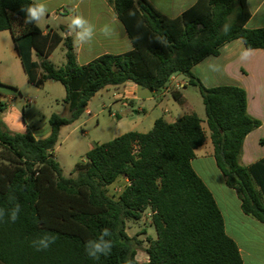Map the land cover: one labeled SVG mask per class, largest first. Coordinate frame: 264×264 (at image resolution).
<instances>
[{
	"label": "trees",
	"instance_id": "trees-1",
	"mask_svg": "<svg viewBox=\"0 0 264 264\" xmlns=\"http://www.w3.org/2000/svg\"><path fill=\"white\" fill-rule=\"evenodd\" d=\"M106 1L132 49L79 65L71 38L43 35L35 23H24L20 9L33 1L0 0V31L10 32L27 82L37 88L48 80L60 83L68 110L50 115L44 139H35L29 129L15 133L0 124V209L6 213L0 220V264H135L136 248L124 221H138L146 211L156 237L149 240L148 260L142 264H242L211 192L190 165L205 140L195 114L172 123L157 119L146 133L130 131L94 145L85 161L74 166L75 178L63 175L53 149L59 128L76 121L105 87L132 82L156 92L173 74H183L200 94L213 158L225 185L236 192L245 215L264 223V160L247 168L239 164L244 137L259 126L246 113L245 92L235 86L205 88L191 71L237 38L245 48L264 50V28L245 27L246 0H197L176 18L160 14L146 0ZM60 43L65 60L55 66L48 57ZM4 106L0 101V114ZM121 176L129 184L116 199L109 197L106 188ZM17 203L18 219L11 222L8 214ZM104 228L112 233L104 238L112 241L111 254L92 259L85 245ZM45 235L55 236V243L37 251L32 241Z\"/></svg>",
	"mask_w": 264,
	"mask_h": 264
},
{
	"label": "crops",
	"instance_id": "crops-1",
	"mask_svg": "<svg viewBox=\"0 0 264 264\" xmlns=\"http://www.w3.org/2000/svg\"><path fill=\"white\" fill-rule=\"evenodd\" d=\"M31 1L43 3L48 8V13L40 22L42 26L35 25L43 35L57 33L63 38H71L76 61L79 65L87 64L101 55L123 54L132 49V44L123 25L106 0ZM146 1L160 14L169 18H176L191 8L197 0ZM246 7L249 12V18L245 27L247 29L264 28V0H246ZM75 15L83 16L95 26L96 33L91 42L80 45L75 42L74 33L69 35L67 26ZM105 27L110 31L107 36L101 31ZM58 48L63 53V57L60 59L61 64L58 65L61 66L65 60L63 44L60 43L56 49ZM244 48V44L239 38L224 43L220 46L218 55L204 58L194 65L191 71L205 88L235 86L244 90L246 95V113L250 118L259 122V126L249 132L242 142L239 164L247 168L258 161L264 160V50L254 49L247 61H241L240 53ZM56 49L48 57L50 62L53 60ZM32 60L39 61V56L34 51H32ZM8 68L15 74L20 71L24 74L12 36L9 31L4 30L0 31V85L11 87L14 86V82L7 72ZM53 83L56 82L48 80L43 86H52L48 84ZM187 85V77L176 73L169 78L164 87L156 92L141 88L132 82H126L119 86H108L97 92L90 99L84 113L76 121L84 114H92L89 106H91V100L94 98H101V108L107 106L111 110L112 105L110 103L106 104V101L102 99V93L105 92L110 93V100L121 106L127 116L126 119H122L117 112L111 114L112 117L117 119L119 128L124 129L123 133L118 136L130 131L146 133L152 128L155 120L163 119L161 114H167L168 109H162L163 106L172 105L173 101L181 106L186 105L180 90L185 89ZM5 91L4 88L0 87V101L6 104L8 108L7 112L3 110L0 117L9 130L15 133H25L29 129L35 139L46 138L50 132L49 124L43 128H34V126L31 128L30 124L23 118L26 111L23 109L19 112L12 105V96L6 94ZM62 92L61 99L63 100L65 97L64 88ZM174 93L179 96V100L174 98ZM135 106L137 108L133 109ZM67 112L68 110L66 109V114ZM9 115L11 117L14 115L16 120L9 119ZM163 120L167 123L175 121ZM76 121L59 128L58 140L64 133H66V138L69 137L71 131L76 128L74 127ZM202 129L205 140L194 151V158L190 161V165L211 192L222 216L224 232L235 243L242 264H264V223L242 212L236 192L225 185L224 178L215 164L213 146L207 127H202ZM58 140L53 149L54 158L59 146L57 144ZM92 147L90 146L88 150ZM201 148H203L204 154L197 159L195 155ZM85 153L83 156H79V160L66 158L64 160L65 163L57 161L65 177L76 174L73 172L74 166L85 161ZM118 182L122 184L123 188L129 184L128 180L121 176L110 186L112 187ZM254 186L256 190L259 189L257 185ZM262 200H264V196H262ZM143 255L146 256L144 260L146 262L148 260L146 252Z\"/></svg>",
	"mask_w": 264,
	"mask_h": 264
},
{
	"label": "rangeland",
	"instance_id": "rangeland-1",
	"mask_svg": "<svg viewBox=\"0 0 264 264\" xmlns=\"http://www.w3.org/2000/svg\"><path fill=\"white\" fill-rule=\"evenodd\" d=\"M62 57L63 53L61 50L59 48L56 49L53 60L51 61L52 64L55 66L61 64L60 59ZM7 72L11 76L15 87L10 86L16 88L17 91L9 92L6 90L5 93L12 96V105L17 108L19 112L23 109L26 111L23 118L30 124L31 128H33L32 126H34V128H43L47 126L51 114H66L67 106L61 99L63 86L60 83L56 82L48 84L52 86L37 88L27 82L26 76L21 71L15 74L8 68ZM180 93L182 98L186 101V105L181 106L173 101L172 105L169 104L162 107V109L165 108L168 109V111L167 114H161V117L166 121H172L183 115L195 114L198 119L201 120L202 127H206L204 106L198 89L195 86L187 85L185 89L180 90ZM100 99L101 98H94L91 100L89 109L91 108L92 114H84L76 121L74 126L76 128L71 131L69 137L66 138V133L62 134V137L57 143L59 146L55 152L56 161L65 163L64 160L66 158H75L79 160V156H83L90 146L110 141L123 133L124 129L119 128L117 119L111 116L112 113L117 112L118 116H121L122 119H126L127 116L122 107L110 100V93L103 92L102 99L106 101V104L110 103L112 105L111 110H109L107 106L101 108ZM135 108L137 107H133V109ZM7 109L5 104L4 112H7ZM10 115L9 119L14 120V115L13 117ZM0 124L9 130L1 117ZM203 151V148H201L196 153L195 156L197 159L202 157L204 154ZM76 176L77 174H74L70 177L75 178ZM122 188V184L118 182L112 187H107L106 193L109 197L116 199L117 195L121 193ZM124 231L127 237L131 239V244L136 248L135 252H142L144 254L149 240H154L156 237L151 224V212H144L138 221L125 220ZM145 257V255H142V262H144Z\"/></svg>",
	"mask_w": 264,
	"mask_h": 264
},
{
	"label": "clouds",
	"instance_id": "clouds-1",
	"mask_svg": "<svg viewBox=\"0 0 264 264\" xmlns=\"http://www.w3.org/2000/svg\"><path fill=\"white\" fill-rule=\"evenodd\" d=\"M25 13L24 23L31 24L35 23L38 26L40 25L41 20L48 13V8L43 3H33L22 7L20 9ZM129 15H135L134 12H129ZM68 32L69 35L75 34L74 40L76 43L83 45L85 43H89L93 40L96 29L93 24H91L86 18L80 15H75L71 18L68 23ZM225 32H227L228 26H225ZM104 35H109L110 31L107 27L101 30ZM253 49L244 48L240 53V60L247 61L252 55ZM14 199L10 197V200ZM20 212V205L17 203L15 207L8 214L11 222H15L18 219V215ZM5 210L0 209V220H3L5 216ZM112 235L110 229L104 228L100 237L97 240H89L85 245L86 254L92 259H99L101 255L107 257L111 254L112 251V241L110 239L105 240V237H110ZM56 237L51 235H45L38 240L32 241L33 246L37 251L46 250L50 247L51 244L55 243ZM142 253H137L135 257V264H142ZM128 264H134L133 260H129Z\"/></svg>",
	"mask_w": 264,
	"mask_h": 264
},
{
	"label": "built area",
	"instance_id": "built-area-1",
	"mask_svg": "<svg viewBox=\"0 0 264 264\" xmlns=\"http://www.w3.org/2000/svg\"><path fill=\"white\" fill-rule=\"evenodd\" d=\"M138 150V146L136 144L133 145V153H136Z\"/></svg>",
	"mask_w": 264,
	"mask_h": 264
}]
</instances>
